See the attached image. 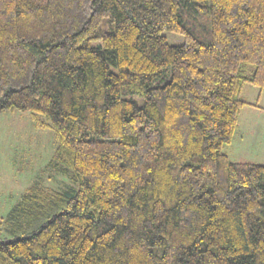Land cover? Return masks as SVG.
I'll return each mask as SVG.
<instances>
[{
	"label": "trees",
	"instance_id": "16d2710c",
	"mask_svg": "<svg viewBox=\"0 0 264 264\" xmlns=\"http://www.w3.org/2000/svg\"><path fill=\"white\" fill-rule=\"evenodd\" d=\"M247 84L264 0H0V113L75 183L26 189L0 264H264V165L224 152Z\"/></svg>",
	"mask_w": 264,
	"mask_h": 264
},
{
	"label": "rangeland",
	"instance_id": "374dc122",
	"mask_svg": "<svg viewBox=\"0 0 264 264\" xmlns=\"http://www.w3.org/2000/svg\"><path fill=\"white\" fill-rule=\"evenodd\" d=\"M165 35L170 43L182 41L181 35L168 31ZM251 69L249 66L248 72ZM258 92L250 84L242 90L241 96L248 104L242 106L231 143L224 147L233 161L264 165V91L260 96ZM252 103L255 106L250 105ZM56 144L54 130L35 127L27 112L0 113L1 219L6 218L26 189L36 183L59 191L75 184L70 169L68 173H59L49 164ZM0 233L11 238L1 221Z\"/></svg>",
	"mask_w": 264,
	"mask_h": 264
}]
</instances>
